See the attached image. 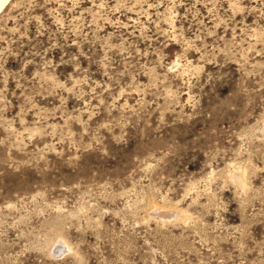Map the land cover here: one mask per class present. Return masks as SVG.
Returning <instances> with one entry per match:
<instances>
[{"label":"rangeland","instance_id":"obj_1","mask_svg":"<svg viewBox=\"0 0 264 264\" xmlns=\"http://www.w3.org/2000/svg\"><path fill=\"white\" fill-rule=\"evenodd\" d=\"M0 264H264V0H12Z\"/></svg>","mask_w":264,"mask_h":264},{"label":"bare ground","instance_id":"obj_2","mask_svg":"<svg viewBox=\"0 0 264 264\" xmlns=\"http://www.w3.org/2000/svg\"><path fill=\"white\" fill-rule=\"evenodd\" d=\"M12 0H0V13Z\"/></svg>","mask_w":264,"mask_h":264}]
</instances>
